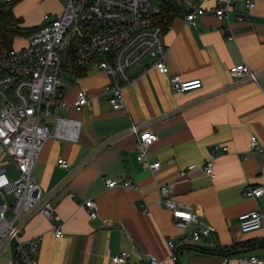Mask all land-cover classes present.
I'll list each match as a JSON object with an SVG mask.
<instances>
[{"label": "crops", "instance_id": "obj_1", "mask_svg": "<svg viewBox=\"0 0 264 264\" xmlns=\"http://www.w3.org/2000/svg\"><path fill=\"white\" fill-rule=\"evenodd\" d=\"M237 14L249 15L239 20ZM224 26L211 14L196 26L175 14L163 33L171 72L182 79H201L198 89L172 91L169 76L145 58L128 69L132 82L123 89L125 105L114 109L105 92V71L92 65L64 71L68 106L58 116L80 121V129L75 140L53 133L33 168L59 217L51 222L38 213L24 227V240L43 236L39 264H111L122 251L129 253L127 264H147L148 253L168 264H221L225 257L229 264H252L239 258L264 259V221L249 232L239 224L242 213L260 209L264 214V193L257 198L245 194L249 187H264V153L251 147L252 135L264 144V0H255L252 10L243 0L236 4L229 22L234 39ZM27 41L16 37L12 48ZM242 63L259 73V83L231 76L230 68ZM81 89L89 102L77 110L74 103ZM49 120L54 124L57 118ZM133 124L158 135L148 155L149 162L161 163L158 170L138 161ZM216 145L221 148L215 153ZM61 158L70 169L58 165ZM208 160L215 163V178L205 173ZM1 168L17 173L11 163L2 162ZM106 178H130L137 188H109ZM162 184L172 187L174 199L199 212L197 222L184 230L174 225L171 212L157 203ZM91 198L99 205L96 218L84 205ZM54 225L62 228L63 237H55ZM203 227L212 229L217 245L196 247L219 246L220 252L179 247L178 260H173L167 240Z\"/></svg>", "mask_w": 264, "mask_h": 264}, {"label": "built area", "instance_id": "obj_2", "mask_svg": "<svg viewBox=\"0 0 264 264\" xmlns=\"http://www.w3.org/2000/svg\"><path fill=\"white\" fill-rule=\"evenodd\" d=\"M13 0H0V9ZM159 9L151 12L152 0H68L65 9L55 18L48 13L43 16V25L28 37L22 48L0 46V264H39L38 254L43 236L22 239L24 227L30 219L43 214L51 222L59 219L51 202V195H43L40 185L33 176L34 165L45 142L53 133H61L71 140L78 138L80 121L58 116L68 104L63 88L62 71H72L92 65L105 71L109 82L105 92L114 109L125 105L123 89L132 82L128 69L145 58H151L159 72L169 76L170 88L174 92H185L201 88V79H182L172 73L167 64L168 47L163 33L170 19L175 15L184 18L186 24L196 26L208 14L224 23L229 39L230 17L240 0H158ZM247 9L252 10L255 0H243ZM172 5L176 11H165ZM249 14H237L243 20ZM230 74L239 81L250 80L259 83V73L245 63L234 65ZM264 92V86H260ZM89 102L84 89L79 90L74 107L81 110ZM51 116H56L54 124ZM131 132L137 137L138 161L152 170L161 167L160 162L148 160L150 147L158 141V135L141 131L133 124ZM251 147L264 153L256 135L251 136ZM214 146L213 152L220 150ZM227 152L228 147H222ZM11 163L16 175H11L1 163ZM58 165L70 169L71 164L64 158ZM204 170L215 178V163L208 160ZM182 175L185 173L182 172ZM109 188H137L133 179L117 180L106 178ZM161 198L157 201L171 212L174 225L187 229L199 219V212L193 206L174 199L169 184L159 186ZM264 187H249L247 196L260 197ZM12 195V200L8 198ZM90 217L98 216L99 205L95 199L84 202ZM147 207H144V211ZM264 214L260 209L239 215V224L244 232L262 227ZM56 238L64 236L62 228L54 225ZM199 244L216 246L212 229H194L190 235L175 240L169 238L167 246L171 258L178 260L177 249ZM129 253L122 251L111 258V264H127ZM241 263L260 264L264 259L256 256H242ZM147 264H168L148 253ZM221 264H229L225 257Z\"/></svg>", "mask_w": 264, "mask_h": 264}, {"label": "trees", "instance_id": "obj_3", "mask_svg": "<svg viewBox=\"0 0 264 264\" xmlns=\"http://www.w3.org/2000/svg\"><path fill=\"white\" fill-rule=\"evenodd\" d=\"M18 0L10 1L9 3L2 6L0 9V46L3 48L10 49L13 46V42L16 37H29L40 29L43 22L34 27H27L23 25V18L16 16L14 8ZM165 11H176V8L172 5H166ZM166 28V27H165ZM82 69V68H80ZM79 70V69H75ZM196 247V246H195ZM197 250L202 252H220L218 246L215 250L202 249L196 247Z\"/></svg>", "mask_w": 264, "mask_h": 264}, {"label": "rangeland", "instance_id": "obj_4", "mask_svg": "<svg viewBox=\"0 0 264 264\" xmlns=\"http://www.w3.org/2000/svg\"><path fill=\"white\" fill-rule=\"evenodd\" d=\"M67 2L68 0H18L15 11L25 20L28 27H34L41 24L46 13L51 18L57 17L65 9ZM158 9L159 1L152 0L150 11L157 12ZM65 77L66 74L62 71L63 82L66 80ZM8 198L12 200V195H8Z\"/></svg>", "mask_w": 264, "mask_h": 264}]
</instances>
